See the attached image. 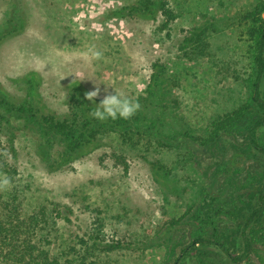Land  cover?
I'll list each match as a JSON object with an SVG mask.
<instances>
[{"label": "rangeland", "instance_id": "rangeland-1", "mask_svg": "<svg viewBox=\"0 0 264 264\" xmlns=\"http://www.w3.org/2000/svg\"><path fill=\"white\" fill-rule=\"evenodd\" d=\"M131 1L0 0V26L10 6L25 19L22 31L0 41V82L8 94L17 99L21 76L36 72L41 104L61 115L67 111L71 80L87 92L98 88L97 99L112 88L135 97L144 93L152 63L160 61L176 81L170 89L178 100V115L195 127L246 96L232 78L216 74L206 58L188 59L178 46L190 28L206 21L223 27L216 33L218 44L239 43L238 27L231 36L222 18L252 0H169L178 16L163 41L152 33L157 21L110 14ZM90 50L102 56L94 59ZM252 116H245L233 136L223 135L215 146L188 141L192 159L174 168L171 189L155 179L141 158L128 156L124 172L111 156L115 142L110 138L61 169L49 170L33 153L31 135L20 132L15 158L20 182L29 203L43 202L54 214L59 209L55 225L65 237L85 235L93 209L101 208L107 223L105 242L122 241L111 252L116 264H228L209 246L200 248L199 255L193 248L182 255L180 249L198 228L227 238L231 233V213L241 204L239 191L256 182L257 172L264 170L255 167L254 155L242 145ZM191 201L200 212L187 216ZM240 264H264V234L250 259Z\"/></svg>", "mask_w": 264, "mask_h": 264}, {"label": "trees", "instance_id": "trees-1", "mask_svg": "<svg viewBox=\"0 0 264 264\" xmlns=\"http://www.w3.org/2000/svg\"><path fill=\"white\" fill-rule=\"evenodd\" d=\"M263 13L264 0H252L238 7L230 17L222 18L227 22L224 30L230 28L231 36L234 37L238 27L239 43L234 40L218 44L216 33L222 32L223 27L207 21L190 28L180 41L178 48L183 56L206 58L216 74L232 78L235 88H242L246 95L196 127L178 115V100L170 89L176 81L170 79L160 61L152 63L144 93L132 97L138 99L141 107L129 120L94 119L90 115L93 102L85 98L87 90L77 80L69 82L67 111L61 115L41 104L36 72L21 76L22 93L17 99L0 82V179L9 180L7 186L0 187V264H116L110 259L111 252L122 245L121 240L105 242L107 223L101 208L93 209L95 214L85 235L65 237L55 225L58 208L54 214L47 204H31L26 200V189L20 182L15 160L20 132L31 135L33 153L49 170L61 169L90 152L102 139L110 138L115 142L111 156L124 172L128 170V156L141 158L150 166L155 179L171 189L176 175L174 168L185 166L192 159L188 141L215 146L223 135L233 136L235 125L252 113L242 145L254 155L255 167L263 168ZM110 14L157 21L152 33L158 41L170 37V24L178 16L169 0H133ZM24 26V17L10 6L0 26V41L22 31ZM257 173L256 182L239 191L241 204L231 213L234 220L229 239L198 228L192 240L180 249L182 255L191 248L199 255L200 248L209 246L228 264L250 259L255 242L264 234V170ZM195 204V201L188 204L187 216L200 212Z\"/></svg>", "mask_w": 264, "mask_h": 264}, {"label": "clouds", "instance_id": "clouds-1", "mask_svg": "<svg viewBox=\"0 0 264 264\" xmlns=\"http://www.w3.org/2000/svg\"><path fill=\"white\" fill-rule=\"evenodd\" d=\"M90 55L94 59H99L102 53L90 50ZM99 91L96 88L85 93V98L89 102H93L94 110L91 111L90 115L96 120H129L141 107L138 99L118 92L114 88L110 92L106 90V94L97 102L95 98L98 96ZM8 184L9 180L7 178L0 179V187H5Z\"/></svg>", "mask_w": 264, "mask_h": 264}]
</instances>
